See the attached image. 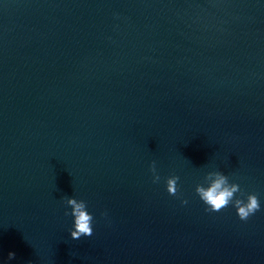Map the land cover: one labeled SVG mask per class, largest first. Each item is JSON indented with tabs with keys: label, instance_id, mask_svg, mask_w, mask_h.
Returning a JSON list of instances; mask_svg holds the SVG:
<instances>
[{
	"label": "water",
	"instance_id": "water-1",
	"mask_svg": "<svg viewBox=\"0 0 264 264\" xmlns=\"http://www.w3.org/2000/svg\"><path fill=\"white\" fill-rule=\"evenodd\" d=\"M0 264H264V0H0Z\"/></svg>",
	"mask_w": 264,
	"mask_h": 264
},
{
	"label": "clouds",
	"instance_id": "clouds-1",
	"mask_svg": "<svg viewBox=\"0 0 264 264\" xmlns=\"http://www.w3.org/2000/svg\"><path fill=\"white\" fill-rule=\"evenodd\" d=\"M150 170L154 174V182L159 181L160 177L155 175V163H153ZM215 175L217 176V179H215L209 187L205 188L203 186H197L195 189L200 200L207 206L205 209L206 211L219 212L229 206V204H233L236 208L239 219L241 221H246L251 215L260 210V203L256 195H247V202L243 199H234L235 194L238 192L241 196H244L239 185L234 183L229 184L228 177L220 173H216ZM178 180L179 177L176 176L167 180V192L169 195H177ZM67 202L72 207L71 215L75 218V231L71 232V238L73 240H78L81 237H90L92 235L91 225L93 217L86 210V203L84 201L77 202L76 199H68ZM183 203H187V201H183ZM8 256L9 259H14L15 253L10 252Z\"/></svg>",
	"mask_w": 264,
	"mask_h": 264
}]
</instances>
